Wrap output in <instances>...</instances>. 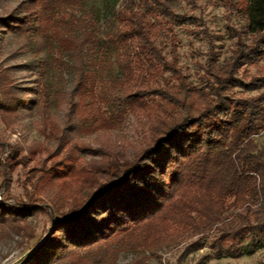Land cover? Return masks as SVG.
I'll return each instance as SVG.
<instances>
[{
    "label": "trees",
    "instance_id": "obj_1",
    "mask_svg": "<svg viewBox=\"0 0 264 264\" xmlns=\"http://www.w3.org/2000/svg\"><path fill=\"white\" fill-rule=\"evenodd\" d=\"M98 1L21 0L0 17V53L16 44L33 80L26 93L6 79L0 108L36 112L55 144L30 149L40 159L22 201L10 194L19 150L0 139V239L47 215L40 245L21 264H119L123 252L138 255L126 264H146L202 233H213L218 257L252 253L264 234V91L241 98L233 88H264V70L249 83L238 77L264 57V0L238 1L251 42L228 27L236 47L224 66L210 59L206 89L179 67L171 22V60L157 44L162 18L184 19L171 0H121L108 26L93 14ZM60 104L68 106L64 125L54 115ZM130 118L141 135L132 159L78 143ZM246 238L252 244L240 247Z\"/></svg>",
    "mask_w": 264,
    "mask_h": 264
},
{
    "label": "rangeland",
    "instance_id": "obj_2",
    "mask_svg": "<svg viewBox=\"0 0 264 264\" xmlns=\"http://www.w3.org/2000/svg\"><path fill=\"white\" fill-rule=\"evenodd\" d=\"M21 0H0V17L7 16ZM176 15L184 19L178 23L173 17H164L160 22L157 44L164 55L171 60V43L167 34L165 21L171 22L178 41L175 45L178 56V65L193 85L206 89L208 79L206 68L212 58L217 67L224 66L231 58L236 47L237 38L232 37L228 27L243 32V39L251 42V37L246 33L247 15L239 10L240 0H171ZM121 0H99L94 7V16L100 23L108 26ZM111 20V21H110ZM110 21V22H109ZM14 43V42H13ZM17 45L10 44L0 53V95L4 97L6 79L18 85L27 93L32 86V76L23 65L28 62L25 56L14 51ZM264 70V57L258 58L255 63L244 65L238 74L244 83H249L252 77L260 75ZM65 84H61L65 92L73 86L70 73L65 74ZM212 80V79H211ZM210 80V81H211ZM262 89L251 90L245 87L233 88L236 97H250L258 95ZM67 104H60L54 109V115L59 124L64 125L67 114ZM5 110L0 108V139L15 146L20 153L22 162L10 170V194L22 201L28 199V194L33 190L31 174L40 157L34 158L29 154L36 142L55 144L42 131L41 119L36 112L24 110ZM79 144H89L92 147H104L113 157L127 154L130 159L141 143L137 122L130 118L120 127L112 130H101L95 133H83L78 136ZM261 146H264V132L258 137ZM36 175L33 179L37 178ZM2 178H0V184ZM24 227L22 235L8 234L5 239H0V264H21L36 245H40L41 237L47 225L48 216L40 215L30 220ZM213 233L188 236L176 245L164 248L154 254L151 253L146 264H264V234L261 236L263 244L252 253L244 252L240 257H218L211 248ZM260 238L254 241L258 243ZM249 238L242 240L240 247L251 245ZM149 253V252H148ZM138 255L123 252L118 258L119 264L134 261Z\"/></svg>",
    "mask_w": 264,
    "mask_h": 264
}]
</instances>
